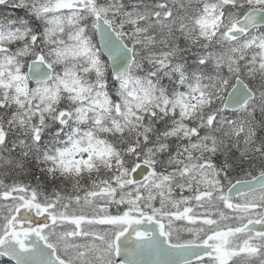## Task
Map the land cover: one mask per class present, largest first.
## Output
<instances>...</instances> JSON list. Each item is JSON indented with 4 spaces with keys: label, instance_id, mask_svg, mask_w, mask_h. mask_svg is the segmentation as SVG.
<instances>
[{
    "label": "snow or ice",
    "instance_id": "6c2138e0",
    "mask_svg": "<svg viewBox=\"0 0 264 264\" xmlns=\"http://www.w3.org/2000/svg\"><path fill=\"white\" fill-rule=\"evenodd\" d=\"M264 264V0H0V264Z\"/></svg>",
    "mask_w": 264,
    "mask_h": 264
},
{
    "label": "water",
    "instance_id": "95a60500",
    "mask_svg": "<svg viewBox=\"0 0 264 264\" xmlns=\"http://www.w3.org/2000/svg\"><path fill=\"white\" fill-rule=\"evenodd\" d=\"M14 263V262H13Z\"/></svg>",
    "mask_w": 264,
    "mask_h": 264
}]
</instances>
